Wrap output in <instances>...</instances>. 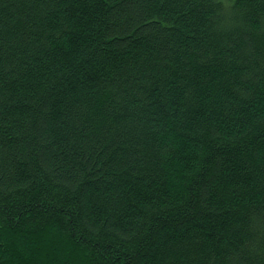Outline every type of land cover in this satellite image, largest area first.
<instances>
[{
  "label": "trees",
  "instance_id": "obj_1",
  "mask_svg": "<svg viewBox=\"0 0 264 264\" xmlns=\"http://www.w3.org/2000/svg\"><path fill=\"white\" fill-rule=\"evenodd\" d=\"M0 264H264V0H0Z\"/></svg>",
  "mask_w": 264,
  "mask_h": 264
},
{
  "label": "rangeland",
  "instance_id": "obj_2",
  "mask_svg": "<svg viewBox=\"0 0 264 264\" xmlns=\"http://www.w3.org/2000/svg\"><path fill=\"white\" fill-rule=\"evenodd\" d=\"M51 239H53V238H51Z\"/></svg>",
  "mask_w": 264,
  "mask_h": 264
}]
</instances>
